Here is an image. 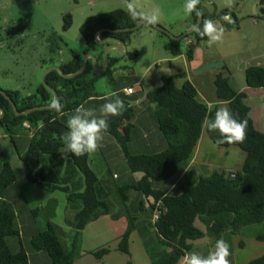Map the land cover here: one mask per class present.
<instances>
[{
  "label": "trees",
  "instance_id": "16d2710c",
  "mask_svg": "<svg viewBox=\"0 0 264 264\" xmlns=\"http://www.w3.org/2000/svg\"><path fill=\"white\" fill-rule=\"evenodd\" d=\"M259 2L263 4L264 0ZM198 6L201 8L204 20L210 19L224 26L227 21L223 20V17L230 15L231 19L237 21L232 10L223 9L209 16L200 3ZM261 11L264 13V9ZM197 19L198 14L194 11V24ZM64 20V29L67 30L72 24V16L67 14ZM137 24L138 22L129 16L127 10L118 9L89 17L80 31L88 46L87 52H91L98 45L97 33L101 29H121ZM202 24L199 27H202ZM130 33L106 31L101 33L99 39L116 36L130 42ZM186 38L193 40L188 44L185 54L186 59L191 62L199 44L208 40V37L200 36L195 30ZM181 41L168 37L165 48L175 57H181ZM100 47L103 50L105 45ZM128 54L131 58L136 57V53ZM117 61L109 58L107 70L99 75L95 74L94 77L89 74L91 60L85 71L74 78H64L55 70L46 75V82L58 91L59 98L66 105L63 116L49 109L16 116L10 102L0 93V108L6 111L5 116L0 120V125L4 133L13 141L29 185L40 183L50 190L65 192L70 215L67 223L75 230L74 243L68 248L63 242L65 232L62 227L50 221L46 229L40 227L38 209L32 210L35 231L29 234L30 231L20 224V218L25 210L14 203L8 195L13 186H21L18 185L17 170L11 163L5 162L0 169V264H78L76 256L80 252L79 241L83 229L105 215H113L117 218L115 212L117 206L124 208L123 215L129 222L126 232L119 238L116 246V250L125 255L130 254L131 236L140 217L133 215L132 212L150 211V227L156 233L159 243L157 249L149 252L152 264H179L184 261L187 254L191 253L196 241L209 238L211 244L215 245L217 240L221 238L225 240L230 235H236L247 226L264 224V132L254 123L249 93L237 92L232 88L228 76L230 70L227 66H224V70L216 76V100L212 101L211 105L199 95L197 88L187 79L186 72L179 69H173L170 74H163L159 85L149 91H145L142 84L139 91L135 86H129L124 90L123 86H118V96L111 97L123 100L126 111L109 121L107 133L116 137L126 156L128 169L137 176V179L135 178L136 180L130 184H123L126 182L119 181L115 174H111L112 178L100 179L89 165L90 154L80 157L68 155L69 161L84 180L82 192L67 187L68 177L57 176L61 169H57L58 173H56L51 169V165L56 168V164L64 162L59 150L64 147L62 138L68 131L66 126L68 116L80 105L85 106L91 98L98 99L101 96L93 92L97 79L115 72ZM81 66L78 57L60 65L67 74L76 72ZM245 76L249 88H264V66H248ZM180 79H184V82L178 86L177 81ZM128 88H133L134 93L127 94ZM7 93L20 112L48 105L54 98L52 92L43 84L34 94H29L21 100L15 92L7 91ZM140 94L144 96L145 102L155 105L157 125L166 143L165 149L160 152L134 153L130 149L133 134L128 127H134L133 120L139 101L137 96ZM219 107H228L238 120H248L247 138L242 144H218L219 133L207 129L204 124L205 118H213ZM123 120L127 124L121 131L119 127ZM26 122L30 124V128L24 126ZM204 131L216 145L241 148L246 153L242 168L235 171V176H232L227 169H214L207 176L201 175L182 193L165 192L159 184L181 173L193 159ZM16 136L21 137L23 151L15 141ZM0 153H2L1 140ZM22 189L24 191L25 187ZM131 190L141 193L144 197L139 203L137 212L130 207L131 197L128 191ZM31 198L38 199L36 196ZM158 201L162 202L161 214L154 223L153 212ZM37 203L38 201L33 204L30 202L34 207ZM57 204L56 199L48 201L45 209L49 212V216L56 213ZM140 205H146L149 209H144ZM256 239L264 242V233L257 235ZM112 249L111 245H107L90 253L103 262ZM247 264H264V255Z\"/></svg>",
  "mask_w": 264,
  "mask_h": 264
},
{
  "label": "rangeland",
  "instance_id": "374dc122",
  "mask_svg": "<svg viewBox=\"0 0 264 264\" xmlns=\"http://www.w3.org/2000/svg\"><path fill=\"white\" fill-rule=\"evenodd\" d=\"M212 2L213 0H200V4L203 3L210 12L214 13L216 10L215 6L211 4ZM185 3L186 0H139L144 11L159 7L162 16L158 25L168 29L173 35L188 31V29L185 30L187 22H184L183 16ZM258 7L259 5L252 7L253 16L256 18ZM118 9L126 10L125 0H0V88L15 92L21 100L29 94H34L41 84L44 85L43 76L51 67L60 66L64 62L73 60L74 57H78L83 64L90 52H87L88 46L81 34V26L91 16ZM67 14L72 16V24L65 30L64 17ZM261 19L263 18H259V22ZM172 21L177 24L173 23V26H167L166 23ZM251 28L253 29V27ZM130 32V42H128L125 52L122 53L116 49L109 52V58L118 60L116 62L117 70L97 79L93 91L95 94L102 95L121 84H135L138 80L141 81L140 84L145 91L157 87L160 77L163 74H168V63L167 60H164L166 57L167 59L173 58V62L190 75V80L194 85H198L208 92L214 88V81L217 74L221 72L223 63L234 70L237 79H243L246 77L245 72L239 71L238 67L255 64L258 60L256 56L260 53L259 59L264 60V36L260 44H256L254 47L251 44L248 45L243 39L237 41L243 42L242 45H235L236 42L233 44L225 34L221 42L211 46L208 40L202 41L197 47L193 60L185 65L182 59L175 57L165 48L164 45L168 42V37L162 35L154 27L142 25ZM256 35L260 36L261 32H256ZM186 39L181 41V52L185 54L188 49ZM101 45L98 44L91 51L97 57L99 69L105 66L106 47L102 50ZM128 53H136V57L131 58ZM156 62H159L161 66L158 67ZM217 63L218 65H213ZM89 74L91 77L98 74L94 62L91 64ZM182 81L178 80L177 84L180 85ZM140 84L136 85L138 90L141 89ZM259 96L260 94H252L250 100L256 127L264 132V116H261L264 113V98ZM0 135L2 143L0 169L5 162H9L17 170L19 183L27 182L13 141L9 135L4 133L1 125ZM202 139L201 150L204 160L217 166H220L221 163L230 165L229 168H236L235 170L242 168L246 153L241 148L216 145L206 131L203 132ZM15 141H17L19 149L23 151L21 137L16 136ZM55 193H57L60 205L58 211L56 208L57 212L52 216H49V212L45 209L47 201L50 199L46 192L36 195L38 199H34L31 204L35 201L38 203L40 200L42 201V209L38 213L40 227L46 229L49 221L62 227L65 232L63 242L69 248L75 230L66 222L69 217V211L65 209L66 195L63 191H56L52 194ZM115 212H117V207ZM132 214L144 215L140 211L132 212ZM104 226V223L101 224L95 231H89V234L102 230ZM148 228L153 232L149 226ZM263 233L264 224H255L247 226L240 233L231 236L232 254L238 263L247 264L264 255V242L256 239L257 235ZM109 234V237L105 239L112 237V233ZM88 258L91 260H87ZM85 260L87 261L83 264H98L92 257H85ZM108 263L120 264L117 259H112Z\"/></svg>",
  "mask_w": 264,
  "mask_h": 264
},
{
  "label": "crops",
  "instance_id": "0c3cea01",
  "mask_svg": "<svg viewBox=\"0 0 264 264\" xmlns=\"http://www.w3.org/2000/svg\"><path fill=\"white\" fill-rule=\"evenodd\" d=\"M211 4L215 6V10H216L215 12L222 11L223 9H229V10H232V12L236 15L237 21H235V19H231V22H235V24L237 22L235 28H233L232 30H227L225 29V25L223 26L224 34L229 37V39L232 41L233 44L236 42L235 45H239V46L242 45L241 43L243 42H237L240 39H243V41L248 43V45L251 44L253 47L256 44H260L262 37L264 36V17H261L258 15L259 17L256 18L253 16V11H252V7L262 4L259 2V0H233V4L231 7H226L224 0H213ZM201 5H202V9L209 16L215 13V12L214 13L210 12L207 9V7L204 6L203 3ZM261 9H264V8H261ZM183 16L185 20L184 22H187L185 30L186 29L190 30V28L194 25L193 23L194 12H192V14L184 13ZM259 18H263L261 19V22H259ZM180 20H183V19H180ZM173 23L175 22L173 21L167 22L166 24L167 26H173L174 25ZM227 23L229 22L227 21ZM250 24H252L253 26ZM260 26H262V29H260ZM251 27H253V29ZM256 32H261V35L260 36L256 35ZM185 33L186 32L177 33L175 36H183ZM166 44H168V42H166L164 46H166ZM102 45H105V44H102ZM105 47H107V44L105 45ZM260 54L256 56V58L258 59L257 62L252 65L264 66V60L259 59ZM180 56L181 57L179 56L178 57L183 60V64L188 65L189 60L186 59L185 53H182V55ZM164 60H167V63H168L167 65L168 74H170L173 71V69H179L180 71H182L179 68V65L173 62L174 60L173 58L167 59L166 57L164 58ZM156 64L158 65V67L161 66L159 62H156ZM222 65L223 67L221 68L222 69L221 72L224 70V66H227L224 63ZM248 66H251V65H248ZM248 66L238 67V69L239 71L245 72ZM116 68L117 67L115 64L114 69ZM227 68L230 70V73L228 76L230 78V84L234 90H236L237 92L247 91L249 95L260 94L259 97L264 98V88H258V89L249 88L247 86L246 77L243 79L242 78L237 79L235 77L234 70L230 69L228 66ZM186 76H187V79L191 81L190 80L191 77L187 72H186ZM181 80L183 81L178 86H181L183 84L184 79H181ZM140 82L141 81L138 80L136 81L135 84H132V85L123 84L120 86H123V90H124L125 88L129 86L137 87L136 85L140 84ZM194 86L197 88L199 95L209 105H211L212 101L216 100L215 81H214V88L210 91L211 93L198 87V85H194ZM118 89L119 87H116L112 89L110 92H106L102 94L98 99L91 98L90 100L86 102L85 107L94 108L98 110L102 104L108 101V99H113L111 96H115V97L118 96L117 95ZM137 98L139 99V101L136 107V116L133 120L134 127H128L130 128L129 130H131L133 134V139L131 137V141H130V149L134 153L160 152L165 149L166 143L157 125V121H156L155 114H154L155 105L152 103L145 102L144 96H142L141 94L138 95ZM261 116H264V113H262ZM114 117L116 116L109 117L108 120L110 121ZM126 124L127 122L123 120L119 127V130L122 131L126 127ZM202 137H203V134L201 136V139L199 141V144L197 146L193 159L185 166V168L181 171V173L177 174L174 178L169 179L168 181H165L159 184L160 187L165 192L182 193L190 186L191 183L195 182V180H197L201 175L207 176L214 169H227L229 171H236L235 170L236 168H229L230 165L227 166L221 163L220 166H217V165H214V163L212 162H208L204 160L202 156V150H201L202 145H203ZM62 158H64V156ZM89 165L97 173L100 179L106 180V179L112 178L111 174H115L114 176L117 177L119 181L126 182L123 184H130L133 180L137 179V176L132 174L130 170L128 169L126 156L120 144L118 143L116 137L110 133L105 134L104 141H103V147L99 149L97 152L90 154ZM59 168L61 169L60 173L56 171ZM51 169L54 170L56 173H58L57 176L59 178L68 177L67 187H71L72 190H75V191L78 190V192H82L84 190V180L82 179V176L78 173L77 169L74 168V166L71 164L68 156L64 158L63 163L61 162L58 165L56 164V168H54L51 165ZM22 171L25 173V177L27 181L26 172L24 169H22ZM18 185H21V186H13L11 190L9 191L8 195L14 203L19 204V206L25 210V213H24L25 215L23 214V216L20 218V224L23 226V228H26L27 231H30L29 234H31L35 231V226L33 223L34 219L31 215L32 210L37 211L39 209L41 211L42 209L41 200L36 205L38 207L36 206L34 207L30 204V202L32 203L34 201V198H31V197H35L41 192L42 193L46 192L47 193L46 195H48V197L50 198L49 200L56 199L58 201V204H57V211H58V206L60 205L59 198L57 196V193L55 194H52V193L56 191L61 192V190H50L44 187L45 185H42L40 183L29 185L28 181L23 182L22 184L19 183ZM23 187H25L24 191L22 189ZM63 193L66 195V200H67V194L65 192ZM128 194L131 197L129 201L130 207L135 212H137L139 208V203L140 201L144 199V197L141 193L135 190L128 191ZM140 206L143 207L144 209L145 208L149 209V207H147L146 205H140ZM67 208H68V201L65 206L66 210ZM123 213H125L124 208L117 206V218L114 217L113 215H105L99 218L98 220L90 223L89 225H87L85 229H83V231L81 232L80 241H79L80 252L76 256V260L78 264H83L85 263V261L91 260L90 258L85 260V257H92L93 259L97 261L98 264H109L108 262L112 259H117L120 264H129V263L131 264H152L150 256H149V252L151 250L157 249L159 247V243H158V237L156 233L150 227V224H151L150 223V211H145V210L141 211V213H143L144 215L140 216L138 221L136 222L137 227L131 236L129 255H125L116 250L118 240L126 232L128 228V224H129L127 217L123 215ZM103 223L105 226L102 230L89 234V231L90 232L95 231ZM148 226L153 230V232L149 230ZM110 232L112 233V237L109 239H105L109 237ZM231 236L233 235H230L225 239V241H227L228 244L230 245V252H231V255L229 257L230 264H243V263H238V261L235 260L234 255L232 254L233 247H232ZM73 243H74V240L72 241L71 247ZM107 245H111L113 249L105 257L103 262L96 259L90 253L100 247L107 246ZM214 246L215 245L211 244V240L209 238H204L194 243L191 249V253L198 252L201 255L207 256L210 251L214 250ZM179 264H185V260L183 262H179Z\"/></svg>",
  "mask_w": 264,
  "mask_h": 264
},
{
  "label": "clouds",
  "instance_id": "9594fccd",
  "mask_svg": "<svg viewBox=\"0 0 264 264\" xmlns=\"http://www.w3.org/2000/svg\"><path fill=\"white\" fill-rule=\"evenodd\" d=\"M200 0H186L184 11L191 14L197 10ZM226 7H231L233 0H224ZM125 7L129 16L139 24L155 26L160 22L162 12L159 7L150 11H144L139 0H125ZM223 20L231 23L229 16ZM200 36H207L208 43L221 42L224 36V28L210 19L203 21L202 27L195 29ZM65 103L60 98H52L48 104L49 111L63 116ZM126 111L123 100L119 98L108 99L99 109L86 108L84 105L77 107L73 114L68 116L66 126L68 131L63 135L64 147L59 152L65 157L69 154L76 157L92 154L103 147L105 134L109 129V117L121 116ZM204 124L211 132H218L220 139L218 144L243 143L247 138L248 120H238L228 107L216 109L214 117L205 118ZM229 171V170H228ZM230 245L223 238L216 241L214 250L207 256L198 252H192L184 257L185 264H230Z\"/></svg>",
  "mask_w": 264,
  "mask_h": 264
},
{
  "label": "water",
  "instance_id": "95a60500",
  "mask_svg": "<svg viewBox=\"0 0 264 264\" xmlns=\"http://www.w3.org/2000/svg\"><path fill=\"white\" fill-rule=\"evenodd\" d=\"M261 8H264V4H260L259 5L257 13H258L259 16L264 17V13L260 10ZM196 12L198 14L197 22L183 36H175V35L171 34V32H169L168 29H166V28H164V27H162L161 25H158V24L155 25V26H152V27H154L155 29L161 31L162 33L167 34L173 40H181L183 38H186L187 35L192 34L195 31L196 27H198V26H200L202 24V22L204 20V16H203V13H202V11H201L199 6H197ZM141 26H142V24L138 23L137 25H135L133 27H127V28H121V29H111V28H103V29H101L97 33L96 42L98 44H105V45L107 44V47H106L105 52H104V54H105V66H104V68H102V69L98 68L97 57H96L95 54L90 52V53L87 54V56H86V58L84 60V63L82 64L80 69L77 70L74 73L67 74V73L64 72V70L60 66L51 67L50 70L46 74H44V76H43V83H44L45 88H47L49 91H51L52 94L54 95V97L59 98L58 91L53 86H51L49 83L46 82V80H45L46 75L48 73H50L51 71L55 70L64 78H69V79L70 78H74L75 76H77V75H79V74H81L82 72L85 71V69L87 68L90 60L92 62H94V64L96 65L97 70H98V74L105 72L107 70V68H108V65H109V52L112 49L119 50L122 53L125 52L127 50L128 42H126L124 39L118 38L116 36H109V37L104 38V39H99L100 34L102 32H106V31L111 32V33L130 32V31H134V30L140 28ZM235 27H236L235 22L227 23L225 25V29H227V30H232ZM213 65H218V63L217 64H213ZM0 93L10 102V104H11V106L13 108V111L15 112L16 116L28 115L29 113H31L33 111L49 109L48 105H44V106L33 107V108H30V109H27L25 111L20 112L18 110L17 105L15 104L14 100L7 93V91H5L2 88H0ZM5 114H6V111L3 108H0V120L5 116Z\"/></svg>",
  "mask_w": 264,
  "mask_h": 264
},
{
  "label": "built area",
  "instance_id": "2783aa9c",
  "mask_svg": "<svg viewBox=\"0 0 264 264\" xmlns=\"http://www.w3.org/2000/svg\"><path fill=\"white\" fill-rule=\"evenodd\" d=\"M227 16L230 17V15H227ZM218 23L221 24L220 22H218ZM221 25H223V24H221ZM186 40H187V44H191L192 41H193L192 39H189V38H187ZM126 93L127 94H133L134 93V89L133 88H128V89H126ZM24 126L26 128H30L31 127L28 122L24 123ZM229 173H231L232 176H235L236 172L229 171ZM161 203H162L161 201H158L157 206L154 209V212H153L154 214H153V219H152L154 223L158 220V218H159V216L161 214V209H160L161 208Z\"/></svg>",
  "mask_w": 264,
  "mask_h": 264
}]
</instances>
